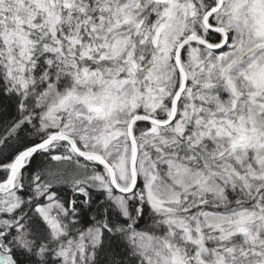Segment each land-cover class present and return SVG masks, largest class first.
<instances>
[{"label":"snow or ice","instance_id":"obj_1","mask_svg":"<svg viewBox=\"0 0 264 264\" xmlns=\"http://www.w3.org/2000/svg\"><path fill=\"white\" fill-rule=\"evenodd\" d=\"M0 264H264V0H0Z\"/></svg>","mask_w":264,"mask_h":264}]
</instances>
